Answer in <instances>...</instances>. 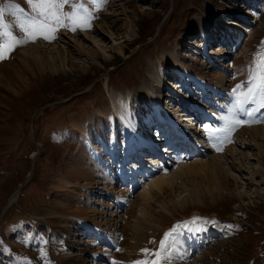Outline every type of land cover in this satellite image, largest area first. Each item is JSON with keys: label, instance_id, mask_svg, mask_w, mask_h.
I'll use <instances>...</instances> for the list:
<instances>
[{"label": "rangeland", "instance_id": "374dc122", "mask_svg": "<svg viewBox=\"0 0 264 264\" xmlns=\"http://www.w3.org/2000/svg\"><path fill=\"white\" fill-rule=\"evenodd\" d=\"M0 1H5L3 2V7H5L13 0ZM99 1L102 2V0ZM237 1L107 0L106 4L102 2L103 6L99 9H93L90 6L86 8L92 17L89 21L91 28L85 29L87 32L77 28V33H74L69 28L60 27L56 32L57 38L51 42L41 37L35 42L24 43L17 46L10 53L9 58L0 61V220L2 221L0 223V264H22L24 259L21 256L16 262V259L11 255L19 248L29 251L31 255L40 253L37 258L38 264H75V258L80 255L86 259L83 264H92L91 262L96 260V256L93 260L86 249L76 250L80 246L73 249L71 242L70 244L66 243L68 248L66 252L70 253L69 250L73 249L74 254L63 255L65 251L64 238L67 234V230L64 228L78 229L75 223L76 218L80 223L79 226L86 233L89 230L84 228L83 219L91 223L98 222L102 228L108 229L109 232L102 229L101 233H107H103L101 236L104 235L105 238L108 234L114 236L113 245L107 238L109 243L106 244L107 247L102 248L103 255L97 256L98 259L104 257L111 260L114 256L112 253L117 250L113 251L114 248H112L111 253L109 250L111 247L108 246L115 245L119 249V254L113 260L118 259L119 262L126 264L144 260L151 264V261L156 259L153 253L159 250L160 241L164 238L165 233L183 225L184 227H179V233L185 239L187 233L190 238L196 236L203 242L205 241L204 245L198 249L193 247L188 249L189 262L187 264H256L264 260V255H260V251L264 248V222L260 224L262 218L264 221V163H262L263 167L258 164L261 154H258L256 145L251 141H248V144L244 146L237 138V129L226 141H223V145L208 144L206 126L213 128L217 116L220 118L228 114L223 112L220 115L221 111L217 110L218 114L215 112L214 114L210 113L212 116L204 115L206 118L211 117L212 120L197 117L198 114L203 113L201 109V113H199V107L213 108L215 111L217 102L223 103L226 112H228L227 110L233 102V89L241 84H244L246 89L249 68L253 59L258 53L264 51L263 0H253L250 7L241 9L244 17L239 18L233 15L226 17L230 20L234 19V23H237L226 24L224 27V32L230 31L234 42H231L227 48L221 47L220 51H217L214 45H209L206 51L207 38L205 39V37L213 32L215 19L219 20L222 15L234 13L233 10H237V8L233 9L232 7L236 5ZM22 2L25 3L23 6L26 11L31 14L30 5L26 0H22ZM79 3L80 0H69V3L63 6L62 11L71 14L74 11L73 4L79 5ZM15 4L22 8L21 3L15 2ZM240 6H244V3ZM98 13H101V16L96 20L93 16ZM81 14L77 11V15ZM4 23L12 25L9 31L13 35L18 37L23 35L18 27L16 17L12 16L10 12L5 13ZM208 24L210 29L207 31ZM203 30H206L208 34L202 35ZM86 33H91L90 36L96 38H88V36L86 40L80 42L81 44H76L74 38H80ZM227 39L223 37L222 42H226ZM4 42L3 39H0V43ZM98 42L100 43L97 44ZM42 45L51 46L46 50L51 51L52 54L56 55L60 50L62 55H54L50 61L44 59L37 62L38 59H32L25 51V49ZM88 47L91 50H97V54L91 53V56H87L82 49H88ZM176 48L181 60L198 71L200 76L208 79L207 81L203 78L207 84L220 82L219 79L224 77L223 82H220L222 90L225 89L223 90L224 94L215 97V93L209 87L203 88L196 83L192 79V75L182 65H179L182 67L181 70L177 71L175 69L177 67L174 68L173 65L164 63L161 70L166 73L171 70L169 75H173V79L168 78L170 77L168 75V77L165 76L167 84L160 83L157 76L160 75L159 63L162 58L163 61L165 60L164 52L167 49L177 52ZM143 80L146 82L142 85ZM151 92H155L160 103L167 108L175 120H183L182 122L188 127H191L192 123H196V125L201 123V131L188 130L192 138L198 142V148L189 141L170 138L172 129L169 124H166L164 116L165 121L161 126L162 123L158 118L159 112L150 102L151 99L154 101ZM80 93L85 94L78 96ZM70 97H72L71 100L67 101ZM119 99H123L122 101L126 104L129 101L133 103L131 113L134 124L127 123L131 127L134 138L136 139L139 135L136 134V127L142 129L145 133L147 132V135L150 133L151 137H155L152 138L153 141H158V145L163 146V149L168 153L162 154L161 158H156L159 163L144 164L142 162L139 164L140 166L137 161L127 159L123 166L128 171L133 166H137V168L139 166L136 170L138 173L133 175L135 180H132L136 186L129 190L128 194H125L128 203L124 209H121L120 213L114 211L116 214H113L112 211L110 213L104 210L103 206L99 208L100 204L109 206V200L108 197L100 198L97 192L93 191L92 186H90L91 192H85L83 190L86 189L81 187L76 190L73 188L77 186L71 188L65 186L63 190L62 187L57 189L59 187L55 184H58L56 176H70L68 165L80 147L83 150L86 149V146L89 145L85 144L86 141L91 142L90 147L93 151L97 150L96 147L101 148L96 139L111 140L116 137L117 147L122 152H125V149L133 142V140H127L120 120L116 116L113 118V112H108L112 116L113 122L101 121L99 112L111 109L112 103ZM124 107L128 112L125 104ZM97 108L102 110H97ZM85 110L91 111L85 113L83 117L77 115L78 112ZM262 110L261 112L264 113V109ZM116 113L118 114V112ZM161 113L163 115V112ZM74 117L84 118L86 124L78 128L79 124L75 125L72 121L78 118ZM256 118L264 121V115L261 113H257ZM128 119L131 120L130 117ZM62 120L69 121L68 127L57 131V128L63 125ZM152 120L155 123L151 126L145 124L146 121ZM220 123L219 119L215 128L219 127ZM223 124L221 123V125ZM258 124L260 125V123ZM246 126L251 127L249 124L244 125V127ZM262 126H264V122H262ZM73 132H77V134ZM65 137L67 142L62 143ZM74 145L79 149H76L77 151L72 155V150L76 148H73ZM89 152L90 150L87 149L85 162L91 161ZM240 152L248 154L249 158L242 162L250 167L251 173H246V171L240 173L236 168L231 167L239 179L235 182L230 178V190L215 189L212 186L211 176L209 174L203 176L207 170L187 173L179 177L172 189L173 198H164L166 194H163L150 203L152 218L156 219L155 222L158 226L154 232H150L147 243L144 244V241L137 240L136 247L133 246L134 244L131 245L134 241L130 242V234L124 226H127L125 224L127 220L136 222L137 217L146 215L141 213L142 204L139 203L143 202L141 193L145 191L146 187H149V183L153 179L169 175L179 166L185 164L187 166L191 162L197 161L200 167V161L204 163L216 155L223 156L224 154L223 157H219L223 162H230L233 154L241 159ZM262 156L264 157V152ZM109 157L110 153L107 150L104 158L108 160ZM130 157L131 155H129ZM76 158L80 162L78 155ZM101 158L103 159V155ZM91 162L93 163V161ZM142 169L147 172L144 178L140 176L143 172ZM31 171L33 172L31 173ZM30 175L32 179L20 191L19 198L11 204L10 197L16 193L15 190L17 191V188L26 179L30 178ZM100 179L96 174L92 185L100 183ZM119 179L123 181L120 177ZM121 188L115 184L113 192L121 194ZM79 192L85 193L84 195L91 193L90 198L86 197L84 200L80 198L79 203L74 195L82 196L83 194ZM122 192L125 193V191ZM93 193L97 195H92ZM162 198L164 199L162 200ZM87 199L99 204L96 206L97 208L90 205L91 210L88 204L90 201ZM110 200L113 205L114 201ZM58 203L61 205L57 206ZM132 204L135 209L131 208ZM71 206L73 207L71 208ZM74 206H78L77 208L80 206L82 209L84 207L86 213L75 211ZM6 207L7 209L4 211ZM116 207L122 208H119V205ZM130 209L131 212L128 213ZM57 210V213H53ZM21 214L32 218L23 220L21 224L5 222L9 216L12 217V221ZM45 222L51 224L52 246L49 243V228L43 224ZM230 222H237L239 225L231 226ZM58 225L64 230L62 233H60ZM195 226L198 227V230ZM188 227H194L191 228L194 233H190L194 235H189ZM96 231L93 228V233L97 234L91 237L90 243H93L95 252L100 250L97 248L100 244L96 243L101 240L98 237L100 233ZM75 232L78 231H72L73 234ZM2 236L9 238V244L4 243ZM178 237L179 235H177L173 253L170 252L172 247L168 250L172 261V256L175 254L178 258V253L181 252V240L179 239V241ZM87 240L83 239L82 241L86 244ZM142 244L143 246H141ZM127 246H130V249L132 247L131 255L128 256L123 252ZM188 246L190 245L188 244ZM144 249H147L148 252H142ZM87 250L90 251L91 248ZM143 253L145 257H142ZM73 255L77 257H71ZM64 257H69L71 260L68 261ZM103 259L101 261L105 263L106 260ZM111 263L113 264L112 261L107 262V264ZM161 264L163 263L161 262Z\"/></svg>", "mask_w": 264, "mask_h": 264}, {"label": "bare ground", "instance_id": "6f19581e", "mask_svg": "<svg viewBox=\"0 0 264 264\" xmlns=\"http://www.w3.org/2000/svg\"><path fill=\"white\" fill-rule=\"evenodd\" d=\"M20 6V5H19ZM21 7V6H20ZM224 19L222 21H225V17H223ZM228 23L232 24L233 21H230L228 20ZM234 24H237L236 22ZM202 31V30H201ZM206 32V30L202 32V35H204ZM91 33H86L85 35L81 36L80 38H74V41H76V44H79L81 41L83 42V40H86L87 37L88 38H96V37H93V36H90ZM97 40V39H96ZM95 41V40H94ZM98 41V40H97ZM95 41V42H97ZM100 42H98L97 44H99ZM81 44V43H80ZM56 46V44L54 45V47ZM78 46V45H77ZM46 48H51V46H46V45H42V46H36V47H32V48H29V49H25V51L29 54V56H31L32 59L35 58V60L38 59L37 62H41L42 60L46 59L47 61L49 60H52V57H54L55 54H52L51 51H47ZM56 48V47H55ZM41 49V50H40ZM45 50V51H44ZM59 50V49H58ZM44 51V52H43ZM66 51V49H65ZM83 52H85L87 54V56H91L93 53L94 55L97 54V50H91L90 47H88V49L86 48H83L82 49ZM25 52V53H26ZM26 53V54H27ZM49 55V56H47ZM57 56H61L62 53L61 51L59 50L57 53H56ZM55 55V56H56ZM66 55V53H65ZM27 57V56H26ZM164 61L166 63H169L171 65H173L174 67H179V65H182L185 67V69L194 77V79L196 80V82L203 86L204 87V84L207 82L202 78L200 77V75H198L197 73H195L194 71H191L189 69L188 66H186L184 64V62L181 60V56L175 51V50H172V49H167L165 52H164ZM179 70V69H178ZM152 75V73H151ZM155 77V76H154ZM156 78V77H155ZM159 79V81L161 83H165L166 84V80H165V73L161 72L159 77L157 78ZM223 78L219 79L220 82H223ZM158 81V80H156ZM220 82H216L215 84L209 82V84L211 85V90L215 93V95H219L221 93V89H222V86ZM225 83V82H224ZM225 90V89H223ZM247 88L243 89L242 91H246ZM150 92V91H149ZM155 93V92H154ZM216 97V96H215ZM157 102H158V105L161 106L158 98L155 96L154 97ZM233 102H234V97H233ZM232 102V103H233ZM115 108H118V110H114ZM177 108V107H176ZM107 111H100V116L102 115L103 118H110L111 121H113V118L112 116L108 113H112L113 110L115 112H118V116L119 118L123 121L125 118H127L128 116V112L126 111L125 107H124V103L122 101V99H119L117 101H114L112 103V107L111 109L108 108L106 109ZM162 110H163V116L167 119L171 118L170 115H169V111L167 110L166 107L162 106ZM182 110V109H180ZM201 110L203 111L202 115L204 116H208L211 114H214L216 111H211L209 113H205L206 110L201 108ZM216 110H220L221 112L219 113L220 115L224 112L225 114H228V112H226L225 110V107L223 106H216ZM173 111V109H172ZM201 112V111H200ZM199 112V113H200ZM160 113V112H159ZM177 113V112H176ZM184 115V114H183ZM212 116V115H210ZM129 117V116H128ZM189 118V117H188ZM193 118V117H192ZM211 118V117H210ZM216 118V117H215ZM217 119H219V116H217ZM245 119V117H244ZM248 118H246L247 120ZM249 119H257L256 118V115L254 117H251ZM188 120V119H187ZM257 120H260V119H257ZM74 122V124H79V126H83L84 122L81 121V120H78V119H74L72 120ZM116 121V120H115ZM165 121V120H164ZM182 122V121H181ZM221 123H224L222 120H220ZM170 123L171 125L173 126L174 128V131L175 132H180L182 133V137L184 138H189L188 135L185 134V132L183 131V126L181 125V123H177L176 121H172L170 120ZM220 123V125H221ZM260 123V125L258 124ZM258 123H251L249 124V126L251 127H244V126H241L239 128H237V138H239L241 140V142L245 145H247L248 141H251L253 144L256 145L257 147V152L258 154H261V157L258 158V164L262 166V163H264V157L262 156L263 152H264V126H262V122H258ZM113 124V123H112ZM219 127H223V125H221ZM246 125V124H245ZM166 127V126H165ZM137 128V127H136ZM101 130V129H100ZM240 130V131H239ZM138 131V134L140 136V139L139 141H142V142H145L146 144L152 140V137L150 136L151 134L149 133L148 135L147 134H144L140 129H137ZM157 131V130H156ZM170 131V130H169ZM168 131V132H169ZM147 133V132H146ZM154 133V132H153ZM171 134V133H170ZM115 135V134H114ZM113 135V136H114ZM159 135V134H158ZM191 135V134H190ZM217 135L223 137L224 136V133H218ZM128 137L131 138V133L128 131ZM155 138V137H153ZM198 139V138H197ZM160 140V138H159ZM165 140V139H164ZM103 141V140H102ZM214 144L215 143H218V141L220 140H211ZM226 141V140H225ZM135 142H138V140H135ZM221 142V141H220ZM103 145L104 142H102ZM224 142H222V145H223ZM221 144V143H220ZM154 148H156V144H154ZM94 147V146H93ZM85 148V147H84ZM95 148V147H94ZM113 148V146L111 147ZM133 148H136V146L134 145ZM165 148V147H164ZM231 148V147H230ZM90 150L89 152V158L91 159V161H93V163L91 161H88V162H85V156H86V153L82 150V149H79L78 152L76 153V155H74V159L70 162V164L68 165V172L70 174V176H61V175H58L56 176V181H57V185L55 184V186L59 187L57 189H60V187H62L61 189L63 190V188H71L72 186H77V187H81L82 189H86V190H83L85 192H89L91 189L90 186L93 187V178L96 174H98L100 177H101V180H102V184H103V187H104V190H102V194H103V197H108L109 199H112V201H114V204L113 206H115V209L118 210V208L116 207V205H119V208L122 207V203L125 202V196H124V192L121 191V194H116V193H113L112 192V186H114L115 184V179L116 177L114 176H108L106 173L103 174L101 172V168H104L102 166V161H101V151L99 150H93L92 151V148L90 147V145H87L86 146V150ZM96 149V148H95ZM167 149V147H166ZM230 150V149H229ZM240 154L242 155L241 159L237 158V156H235L234 154L231 156V161L230 162H223L219 159V157H223L221 155H216L214 157H210L208 160H206V162H202L200 161L201 165L200 167L198 166V162L195 161V162H191L190 164H186L185 165H181L179 166V168L174 171V172H171L169 175H165V176H159L155 179H153L149 184V187H146L144 190V192L141 193L142 195V199H143V202H140L139 204H142L141 205V208H142V211L141 213H144L146 214L144 217H137V221L136 222H131L129 220L126 221L125 224H127V226L125 225L124 227H126V231L129 232V236H130V242L131 241H134V243L132 242L131 245L135 246L136 247V241H144V244H146L148 238H149V235H150V232H154L156 230V226H158V224H156V219L152 218V214H151V209L150 208V203L151 201L153 200H156L157 197L159 198V196L161 197V195L163 194H166L164 196V198H167V197H172V192H173V187H174V184L175 182L177 181V179L187 173H195V172H199L200 170H204L203 172H205V170H207L203 176H205L206 174H209L211 176V180H212V186H214L215 189L217 190H230L229 186H230V178L231 179H234L235 182L239 179V176L234 174V171L231 170L232 168H236L238 171L241 172H245L246 173H251V171L249 170L250 167L249 166H246L247 164L243 162H245L246 159L249 158L248 154H246L245 152H240ZM79 156V159H80V162L79 160L77 161L76 159V156ZM239 157V156H238ZM95 160V162H94ZM240 160V161H239ZM243 161V162H242ZM241 162V163H239ZM133 166V165H132ZM157 166V165H156ZM134 167V166H133ZM232 167V168H231ZM263 167V166H262ZM139 168V166H138ZM136 167V169H138ZM118 177H120L123 181L126 180V175L125 173L123 172V170H119L118 172ZM248 175V174H247ZM250 175V174H249ZM135 176V175H134ZM133 176V177H134ZM141 176V174H140ZM252 180H253V177H251ZM255 180V179H254ZM83 181H86V183H83ZM195 187V186H194ZM66 190V189H65ZM70 190V189H69ZM121 190V189H120ZM68 191V190H67ZM241 192V190H240ZM96 193V192H94ZM93 193V194H94ZM130 193V192H129ZM77 201L80 203L81 199L84 200L85 199V195L83 194L82 196L79 195V194H74ZM17 196V193H15L12 197H10V201H13L15 199V197ZM78 196V197H77ZM121 197V198H119ZM81 198V199H80ZM156 198V199H155ZM162 198V200L164 199ZM120 199V200H118ZM89 200V199H87ZM168 200V199H167ZM90 201V200H89ZM158 201V200H157ZM161 201V200H160ZM77 202V203H78ZM121 202V204H120ZM137 202V201H136ZM166 202V201H164ZM174 202V200H173ZM172 202V203H173ZM89 204V208L90 207V203ZM137 204V203H136ZM175 204V203H174ZM61 203H58L57 206H60ZM92 206V205H91ZM73 206H71L72 208ZM78 207V206H77ZM74 206V209L75 211H79V212H85L86 209L83 207H80L77 208ZM86 207V205H85ZM55 208H56V205H55ZM132 209H135V206L132 204L131 206ZM150 208V209H149ZM154 208V207H153ZM58 209V208H57ZM82 209V210H81ZM85 209V210H84ZM104 209V208H103ZM121 209V208H120ZM92 210V208H91ZM105 210V209H104ZM95 211V210H94ZM103 211V210H102ZM49 212V211H48ZM57 211L53 212V213H57ZM131 212V209L130 211H128V213ZM86 213V212H85ZM96 213V212H95ZM94 213V216H96ZM120 213V212H119ZM133 213V211H132ZM140 213V214H141ZM55 215V214H53ZM143 215V214H142ZM125 216V215H124ZM56 217V215H55ZM154 217V216H153ZM82 223L84 225V228L85 229H88L89 232L93 233V228L96 229L98 233H101V224L98 223V222H95L93 221L92 223L91 222H88L86 219H83L82 220ZM160 225V224H159ZM93 227V228H92ZM200 229V228H199ZM88 232V233H89ZM104 233V232H103ZM106 234V233H105ZM108 239H110V243L111 245L114 244V236H111L110 234L106 235ZM196 237V236H195ZM106 238V239H107ZM107 239V240H108ZM177 240V238H176ZM193 240H195L196 242L198 241L196 238H194ZM129 242V243H130ZM109 243V242H108ZM124 243V242H123ZM176 243V241H175ZM174 243V244H175ZM70 244V242H69ZM126 244V243H125ZM174 244L172 246V250L170 252L173 253L174 251ZM104 246V245H103ZM107 247V245H105ZM143 246V244L141 245ZM69 247V245H68ZM146 247V246H145ZM181 249H180V253L178 254H181V255H186L185 251H186V248H184L183 244H182V241H181V245H180ZM98 248H101V247H98ZM102 248L100 249V251H97L95 252L93 250V248H91V250L89 251L90 252V255H93L94 257L96 256H99L103 253L101 252ZM68 251V250H67ZM70 253H72V250H69ZM119 251L117 252H114V256L113 258L116 259L115 257L119 254L118 253ZM123 252L128 256V255H131V252H132V247L130 249V246L126 247ZM122 252V253H123ZM134 252V251H133ZM109 253V252H108ZM124 254V255H125ZM141 255V254H140ZM107 256V254H106ZM71 257H77L76 255L74 256H71ZM93 257V258H94ZM102 257V256H101ZM173 261L172 259L169 260L168 264L172 263V264H187V262H189V260H185V259H182L181 256H178V258L176 257V255L174 254L173 256ZM66 259H68V261H70L71 259L69 257H64ZM96 259V258H95ZM73 260V259H72ZM76 260V261H75ZM75 264H83L84 261L86 262V259L83 258L82 256L78 257V258H75ZM101 261V260H100ZM113 262V264H126L125 262L122 263V262H119V260H111ZM133 262V261H132ZM74 263V262H73ZM104 262L101 261L99 263V261L96 262V264H103ZM107 264V263H105ZM112 264V263H111ZM130 264V263H129Z\"/></svg>", "mask_w": 264, "mask_h": 264}, {"label": "snow or ice", "instance_id": "6c2138e0", "mask_svg": "<svg viewBox=\"0 0 264 264\" xmlns=\"http://www.w3.org/2000/svg\"><path fill=\"white\" fill-rule=\"evenodd\" d=\"M31 7V14L25 12L17 4H8L0 7V39L5 42L0 43V61L9 58L10 53L19 45L27 42H35L38 38H43L51 42L56 39L57 29L60 27L69 28L75 32L77 28L88 29L89 21L92 18L88 10L82 4H73L74 11L71 14L64 13L62 8L69 0H26ZM106 4L107 0H102ZM77 11L82 13L77 15ZM16 17L18 27L23 33L21 36H15L9 29L12 25L4 23L5 13ZM67 21V22H66ZM244 84L237 85L233 89L232 95L234 102L229 107L228 115L221 116L219 119L224 122L223 127L208 128L210 140H220L221 143L227 140L231 133L245 124L264 122L257 119H244V117H254L264 109V51L258 53L249 68V80L247 81V90L242 91ZM224 133L223 137L217 135ZM219 150V149H218ZM179 227L174 228L171 232L165 233L164 238L160 241L159 250L153 253L156 259L151 264H168L170 260L169 249L173 246L179 233ZM119 251V249H117ZM142 252L147 253L144 249ZM134 264H149L148 261H135Z\"/></svg>", "mask_w": 264, "mask_h": 264}, {"label": "trees", "instance_id": "16d2710c", "mask_svg": "<svg viewBox=\"0 0 264 264\" xmlns=\"http://www.w3.org/2000/svg\"><path fill=\"white\" fill-rule=\"evenodd\" d=\"M260 222H263V218L260 220Z\"/></svg>", "mask_w": 264, "mask_h": 264}]
</instances>
